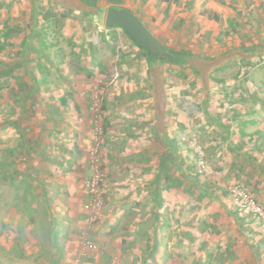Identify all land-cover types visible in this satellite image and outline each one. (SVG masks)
<instances>
[{
	"label": "rangeland",
	"instance_id": "obj_1",
	"mask_svg": "<svg viewBox=\"0 0 264 264\" xmlns=\"http://www.w3.org/2000/svg\"><path fill=\"white\" fill-rule=\"evenodd\" d=\"M188 1L97 0L98 12L85 14L53 0H0V130L25 118L38 126L40 99L60 96L71 101L66 117L75 101L90 120L79 123L89 127L84 155L66 158V202L48 203L64 238L49 234L50 219L44 234L25 235L38 237L40 264H264V228L232 192L239 186L264 206V0H223L219 20ZM109 6L133 12L169 48L206 61L228 57L207 75L189 61L164 63L163 122L141 103L140 121L127 119L129 106L118 116L115 99L130 96L123 85L139 87L140 99L144 74L131 38L104 25ZM158 122L163 133L151 129ZM126 145L141 149L132 187L128 169L106 174ZM93 169L102 202L91 221L81 179ZM84 237L96 247L81 256Z\"/></svg>",
	"mask_w": 264,
	"mask_h": 264
},
{
	"label": "crops",
	"instance_id": "obj_2",
	"mask_svg": "<svg viewBox=\"0 0 264 264\" xmlns=\"http://www.w3.org/2000/svg\"><path fill=\"white\" fill-rule=\"evenodd\" d=\"M222 1L195 0V3L203 5L206 10L210 11L211 18L216 19L215 17H218L217 10H224L220 3ZM208 11L205 14L208 15ZM141 23L143 24L142 21ZM134 44L136 50H138L134 54V57L137 60L140 56V64L142 65L140 71L143 70V88L145 90L142 91L140 86V99H137L139 87H133L135 85L131 82L124 84L122 90L126 91L127 95L130 96L126 99L123 97L122 99H115V101L120 102L118 106H121L119 110L121 114L119 113L118 116L124 117V107L129 106L130 109L127 115L129 117L130 113H132L133 118L129 117L127 119L140 121V109L137 107H140L141 103L143 106L148 107V114L151 118L156 113L154 115L155 122L156 119L163 122L165 118L163 114L166 113V107L168 106L167 84L165 80L166 68L164 63H161L159 59L150 58L143 49L136 43ZM227 57H218L219 59L214 57L219 62L216 66L209 68L207 72L221 65ZM126 58L128 59L127 56ZM132 58V55H130L131 60ZM155 59L159 61L155 63ZM203 60L206 64L210 62V59L208 61ZM135 73L139 75L138 70ZM159 85L162 86L158 88ZM156 87L160 92L162 90L161 97L163 99H160L159 103L161 104V100L164 101L163 109H157L156 95L159 92L156 91ZM130 90L134 92L129 93ZM70 102V100L62 96L56 99H40V106L44 107V110L38 114L39 122L35 123H38V126H30L25 118L19 127L14 124L0 130V235L7 233L22 236L20 240L17 238L14 240L13 237H9V240H6V238L3 239L0 236V264H40L39 250L41 248L40 243H38V237H34L32 241H28L25 235L31 233L34 235L44 234L42 229L46 227V219H50L51 223L48 231L49 234L53 235L56 233L57 237L60 236L58 239L64 238L62 231H54L57 228L52 223V211H50L51 208L49 209L48 203L53 204L57 199H61L63 204L66 202L67 197L64 191L66 182L68 183L66 181L67 174L65 173L66 158L75 156L76 153L78 154L77 157L84 155L86 137L88 135L86 132L87 130L89 131V127L86 124L83 130L79 123L82 121L85 123L90 122L89 119L83 120L82 116H79L77 111L80 109V106L75 101L71 103L73 116L72 118L67 116L70 119L67 118L65 108L70 105ZM133 107L137 109L138 113L136 115L133 113V111L136 112V110H133ZM144 114L145 112L142 113V115ZM69 122H72L73 125H69ZM161 122H158L160 124L157 123L156 126L155 124L152 125L151 129L153 132L157 134L163 133L164 130L160 127ZM31 127L34 128V131ZM167 147L170 153L177 152L176 147L170 144ZM140 152V145H126L122 150V157H119V162L112 163L109 160L107 161V163L115 165L108 167L106 174L110 170L120 169V166H122V169L129 170L127 173L128 177L126 175L127 178L124 177L123 179H130L128 184L131 186L132 182L140 180ZM77 160L80 162V158ZM81 162L83 163V171L85 170L86 173H90L92 171L90 166H84L86 159L82 157ZM165 165L166 163L163 167ZM79 167L77 165V168L74 169V177L80 174L78 172L80 170ZM85 176L86 174L83 175L82 182L89 175ZM74 177L72 179L78 178ZM67 179L69 180V176H67ZM72 183L75 184V182ZM34 251L36 252L34 253Z\"/></svg>",
	"mask_w": 264,
	"mask_h": 264
},
{
	"label": "built area",
	"instance_id": "obj_3",
	"mask_svg": "<svg viewBox=\"0 0 264 264\" xmlns=\"http://www.w3.org/2000/svg\"><path fill=\"white\" fill-rule=\"evenodd\" d=\"M93 106L91 107L92 109H94ZM100 181L101 175L95 169H93V172L84 179L87 189V199L84 201L82 207L88 213V217L91 221L95 218L101 207L102 201L98 194ZM232 192L235 197L239 198L240 208L247 213H251L264 228V206L258 203L249 192L239 186L233 188ZM95 247L96 245L90 239L84 237L81 241L79 255L83 256L87 252L94 250Z\"/></svg>",
	"mask_w": 264,
	"mask_h": 264
},
{
	"label": "trees",
	"instance_id": "obj_4",
	"mask_svg": "<svg viewBox=\"0 0 264 264\" xmlns=\"http://www.w3.org/2000/svg\"><path fill=\"white\" fill-rule=\"evenodd\" d=\"M55 2H57L58 4L64 6L66 9L68 10H80L83 11L85 14H95L98 12V5H97V0H53ZM115 8V7H113ZM118 9V8H115ZM129 11V10H127ZM130 13H132L133 15H135L133 12L129 11ZM216 19H218V17H215ZM145 27V26H144ZM147 29V28H146ZM124 32L129 36V34L124 30ZM130 37V36H129ZM131 38V37H130ZM132 39V38H131ZM157 39V38H156ZM134 41V43H136L141 49H143L149 56L150 58H157L161 61V63H172V64H181L184 61H189V63L193 65V67L199 72L202 73L204 75H206L207 70H209V68H212L213 66H216L217 63L219 62V60L217 58L214 59H210V62H208L207 64L205 63V61L199 57H191L188 56L186 53L181 52V51H176L172 48L167 47L166 45H164L163 43H161L158 39V41L161 43L164 52L163 54H151L148 52L147 48L140 46L137 41H135L134 39H132ZM194 62V63H193ZM205 77V76H204ZM162 86L159 85L158 88ZM158 88L156 87V91L159 92L158 95H156V104L158 105L157 109H163L164 105V101L161 100V104L159 103L160 99H163L161 97L162 94V90L161 92L158 90ZM158 101V102H157ZM94 128L96 125V121L94 119ZM93 133H95V130H93Z\"/></svg>",
	"mask_w": 264,
	"mask_h": 264
},
{
	"label": "water",
	"instance_id": "obj_5",
	"mask_svg": "<svg viewBox=\"0 0 264 264\" xmlns=\"http://www.w3.org/2000/svg\"><path fill=\"white\" fill-rule=\"evenodd\" d=\"M104 25H114L122 28L140 46L147 48L151 54H163L164 52L161 43L144 27L138 17L125 9H115L112 6L107 7Z\"/></svg>",
	"mask_w": 264,
	"mask_h": 264
}]
</instances>
